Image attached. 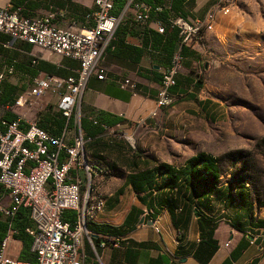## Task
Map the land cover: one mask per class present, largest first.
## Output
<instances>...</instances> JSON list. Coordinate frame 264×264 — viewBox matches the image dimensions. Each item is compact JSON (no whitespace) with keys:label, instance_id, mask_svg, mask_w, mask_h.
I'll return each mask as SVG.
<instances>
[{"label":"crops","instance_id":"obj_1","mask_svg":"<svg viewBox=\"0 0 264 264\" xmlns=\"http://www.w3.org/2000/svg\"><path fill=\"white\" fill-rule=\"evenodd\" d=\"M141 1L161 9L150 11L147 19L141 23L134 22L130 15L119 21L97 62V68L102 69L104 78L98 79L96 74H92L80 94L81 129L94 130L91 127L94 121L97 124L100 121L108 122L111 129H117L154 118L149 116V112L156 109L155 100L161 74L167 68L177 42V29L169 26L168 17L176 14L189 21H205L206 16L210 15L209 7L216 0ZM6 5L19 8V13L26 17H42L49 12H59L63 16L58 17L56 23L67 28L88 26L89 22L84 20L83 15L95 9L92 0H0V7ZM122 6L121 0H114L111 14L120 15ZM158 26L163 28L162 33L157 32ZM181 56V69L175 76V85L170 88L174 101L171 105L158 109L156 116L166 108H173L184 102L195 103L203 113L211 112L216 106L208 98H200V93L205 87L203 71L206 68L202 56L188 48L181 49ZM34 59L35 63L32 62ZM7 66H12L13 72L5 76L1 91L13 90V98H16L30 85L32 76L38 72L74 75L78 64L68 58L39 52L30 44L12 41L0 34V71ZM124 79L132 82L131 90L116 84V80ZM57 103L58 96L49 94L27 115L35 116L37 125L42 129L59 135L64 119ZM5 113L0 105V118L4 117ZM92 139L85 142L84 150L88 158L107 169V174L104 175L107 181L103 189H111L113 192L103 198L102 209L86 227L91 238L92 233L88 226L114 227L119 230V234L114 236V239H118L117 246L111 245L110 242H100L99 246H95L92 240L89 241L84 235L83 264H201L191 254L183 255L181 252H188L191 245L199 240L196 217L190 218L184 230V239L179 243L169 211L163 207L158 210L154 219L160 229L155 232L153 221L145 215L148 206L140 199L143 192L136 193L131 184L134 180V150L124 148L120 142L108 136V133L98 134ZM80 175H83V172L80 171ZM225 184L223 182V185ZM0 201L3 204L9 203V196L1 186ZM263 208L262 204L256 206L252 203L247 214L245 207H221L216 213L218 218L213 233L217 248L207 264H263L264 226L251 224L247 220L248 215L254 218L253 223L257 219H264ZM20 209L23 208L17 211ZM73 217V211L65 210L66 222L70 223ZM4 220L5 217L0 214V221ZM24 221L22 214L17 215L16 227ZM6 234L7 231L5 236ZM22 247L20 238L15 234L9 235L5 249L9 256L20 259Z\"/></svg>","mask_w":264,"mask_h":264},{"label":"built area","instance_id":"obj_2","mask_svg":"<svg viewBox=\"0 0 264 264\" xmlns=\"http://www.w3.org/2000/svg\"><path fill=\"white\" fill-rule=\"evenodd\" d=\"M121 1V13L115 16L111 14L114 0H92L95 9L83 15L89 25L80 28L58 25L56 19L63 14L56 11L42 17H26L19 13V8L0 7V34L12 41L30 44L39 52L68 58L78 64L74 75L38 72L12 103L3 106L5 112H11L15 117L11 120L0 118V186L9 196L8 204L0 201V214L9 220L7 234L0 242V264H83V236L91 240L87 223L94 220L104 205L103 197L94 190L88 192L91 176L103 177L107 169L88 158L84 150L86 138L80 126L79 97L92 74L98 79L104 78L97 62L119 21L130 15L134 22L141 23L150 11L161 9L141 0ZM221 10L228 11L227 8ZM211 19L212 13L205 21H189L176 14L168 17L169 26L177 29L178 41L161 74L156 109L149 112L150 117H155L158 109L173 103L170 88L175 85V76L181 69V49L199 53L203 31L212 27ZM156 30L163 32L161 26ZM32 62L35 63V59ZM12 72V66L0 71V94L5 76ZM116 84L121 88H133L129 79L116 80ZM49 94L58 96L57 107L64 119L59 135L42 129L35 116L27 115ZM85 181L87 189L82 195ZM21 207L28 210L31 221L25 232L31 238L30 251L35 255L34 261L13 258L5 251L7 239L14 233L10 228L11 219ZM65 210L76 212L72 224L63 220ZM152 226L155 232L160 231L155 221ZM111 245L117 246L118 239Z\"/></svg>","mask_w":264,"mask_h":264},{"label":"rangeland","instance_id":"obj_3","mask_svg":"<svg viewBox=\"0 0 264 264\" xmlns=\"http://www.w3.org/2000/svg\"><path fill=\"white\" fill-rule=\"evenodd\" d=\"M209 10L212 27L203 31L199 51L206 67L200 98L216 106L203 113L184 102L107 133L153 163L180 167L190 156L210 155L220 182L233 187L243 180L250 200L264 205V0H216ZM106 181L92 175L88 192L106 198L113 192L104 191ZM86 189L85 181L82 195Z\"/></svg>","mask_w":264,"mask_h":264},{"label":"trees","instance_id":"obj_4","mask_svg":"<svg viewBox=\"0 0 264 264\" xmlns=\"http://www.w3.org/2000/svg\"><path fill=\"white\" fill-rule=\"evenodd\" d=\"M47 74L53 73L48 72ZM55 75L64 76L61 72ZM13 97V90H2L0 105L4 106L6 103H12L15 99ZM14 117V114L7 111L3 118L11 120ZM98 123L95 121L92 124L91 127L94 129L92 131L82 128L86 142L92 141V138L98 134L107 133L106 128L111 127V124L105 121ZM128 149L133 150L130 147ZM132 157H134V174L132 176L134 180L131 184L134 186L136 193L143 192L140 199L148 206L145 215H148L154 221L158 210L163 207L167 208L172 224L177 231L179 243L184 239V230L190 218L195 216L198 224L199 240L196 244L191 245L188 252L184 250H181V252L184 253L183 255L191 254L201 264H207L217 248V242L213 237L215 223L218 218L216 213L221 207L225 208L227 205H234L240 209L245 207L246 213L250 212L253 202L249 198L246 184L243 180H240L233 187L228 182L223 185V182H220L216 159L204 153L190 156L180 167H175L166 162L153 163L148 157L140 155L136 151L132 153ZM26 210L23 208L16 212V215L11 219L10 228L14 230L13 234L20 238L23 243L19 256L20 260L34 261L35 255L30 251L31 238L25 232V228L31 223ZM19 214L24 216L25 221L16 227L15 220ZM73 214L71 224L75 220L76 212L73 211ZM64 215L65 211L62 214L63 220H65ZM247 220L251 224L264 226V219H257L253 223L254 218L252 215H248ZM8 224L9 220L6 218L2 222L0 221V230L2 231L0 242L5 236ZM88 229L92 233L91 240L95 246H99L100 242L106 244L110 242L111 244L114 241V236L119 234L117 228L110 226H88ZM178 248L181 249V246Z\"/></svg>","mask_w":264,"mask_h":264},{"label":"water","instance_id":"obj_5","mask_svg":"<svg viewBox=\"0 0 264 264\" xmlns=\"http://www.w3.org/2000/svg\"><path fill=\"white\" fill-rule=\"evenodd\" d=\"M151 222H148V224H150Z\"/></svg>","mask_w":264,"mask_h":264}]
</instances>
